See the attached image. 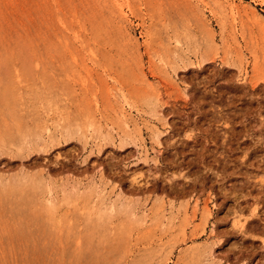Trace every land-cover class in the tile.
Returning a JSON list of instances; mask_svg holds the SVG:
<instances>
[{
	"label": "rangeland",
	"instance_id": "1",
	"mask_svg": "<svg viewBox=\"0 0 264 264\" xmlns=\"http://www.w3.org/2000/svg\"><path fill=\"white\" fill-rule=\"evenodd\" d=\"M0 264H264V0H0Z\"/></svg>",
	"mask_w": 264,
	"mask_h": 264
},
{
	"label": "bare ground",
	"instance_id": "2",
	"mask_svg": "<svg viewBox=\"0 0 264 264\" xmlns=\"http://www.w3.org/2000/svg\"><path fill=\"white\" fill-rule=\"evenodd\" d=\"M26 54V53H25ZM28 57V56H27ZM24 59V58H23ZM27 59V58H26ZM24 247V246H23Z\"/></svg>",
	"mask_w": 264,
	"mask_h": 264
}]
</instances>
